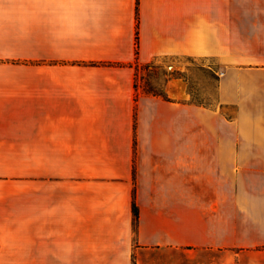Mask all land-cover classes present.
<instances>
[{"label":"crops","instance_id":"0c3cea01","mask_svg":"<svg viewBox=\"0 0 264 264\" xmlns=\"http://www.w3.org/2000/svg\"><path fill=\"white\" fill-rule=\"evenodd\" d=\"M181 56L213 104L136 85ZM150 246L264 247V0H0V264Z\"/></svg>","mask_w":264,"mask_h":264},{"label":"rangeland","instance_id":"374dc122","mask_svg":"<svg viewBox=\"0 0 264 264\" xmlns=\"http://www.w3.org/2000/svg\"><path fill=\"white\" fill-rule=\"evenodd\" d=\"M218 78L215 59L181 56L159 58L148 68L140 67L138 81L143 90L146 83L162 90L166 84H179L192 92L194 100L211 105L218 97ZM57 179L63 182L65 177L59 173ZM132 264H264V247L227 250L150 246L138 248Z\"/></svg>","mask_w":264,"mask_h":264},{"label":"trees","instance_id":"16d2710c","mask_svg":"<svg viewBox=\"0 0 264 264\" xmlns=\"http://www.w3.org/2000/svg\"><path fill=\"white\" fill-rule=\"evenodd\" d=\"M137 53H139V30L137 31ZM153 63H154V61L143 63V64H137V82H136V85L138 87L140 86L139 81H138V77L140 75V67L141 68H148ZM144 91L146 93L162 95V96L166 97V92L164 90L156 89L150 83H146V85L144 86ZM133 210H134V218H135L136 229H138V224H139V220H140V210H139V206H138V204H137L135 199L133 201Z\"/></svg>","mask_w":264,"mask_h":264}]
</instances>
